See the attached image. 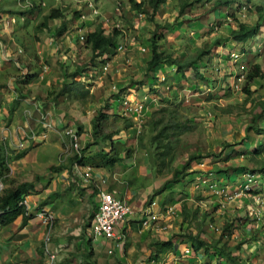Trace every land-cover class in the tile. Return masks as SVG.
<instances>
[{
  "label": "rangeland",
  "instance_id": "1",
  "mask_svg": "<svg viewBox=\"0 0 264 264\" xmlns=\"http://www.w3.org/2000/svg\"><path fill=\"white\" fill-rule=\"evenodd\" d=\"M99 1V14L90 24L91 16L84 21L80 19L82 12L80 2L46 0V6L36 13H27L24 22L18 19L17 24L13 25L15 28L11 37L18 43V47L27 53L34 52L38 33L45 29L42 23L49 10L56 7L63 10L64 17L60 18L59 23L61 25L64 23L65 27L64 30L55 32V39L58 43L61 42L60 37L64 34L65 39L68 36L69 39L72 38L73 45H78L75 56L68 58L62 64L64 73L68 75L81 69L83 75L77 77L76 81H80L84 87L79 89V94L81 95L85 89L89 91L78 99L73 93L65 96L66 100L72 101V104L73 100L77 99L75 101L81 105L84 116L82 123L76 122L69 124L68 127L78 130L81 126L80 136L84 130L92 136V117L99 111L107 115L102 122V135L114 133L112 140L115 141L116 149L128 154L123 162L114 166L117 167L118 178L126 182L128 188L140 190V192L142 190L145 198L143 204L147 205V200L152 197L151 202L154 200L162 206L172 207L169 215L163 211L156 220V223L164 229L162 231L164 233L161 234L164 240L157 238L155 240L157 243L166 241L174 234L189 231L196 233V226L202 230L201 238L212 243L219 238L223 226L226 223H232L234 235L228 239V243L232 247L240 245V250L235 251V255L252 264H264L262 239L264 184L260 177L255 175L250 182L247 181L245 185L249 188V192L246 196L239 195L236 199L233 196L239 187L242 188L240 184H237L242 178L231 177L225 189L228 193L227 201L223 199V195L214 197L211 191L203 190V188L196 190V184L187 182L192 178L191 174L199 173L198 169L204 168L206 172L215 171L216 168L224 169L236 163L248 169H256L263 163L264 135L260 136L256 131L250 130L246 136V127L252 124L251 118L257 110L254 109V104L264 99V81L258 79L252 81L250 84L252 93L249 96L242 92V86L248 67L252 63H258L264 72V27L259 36L244 45L230 40L217 44L214 49L212 47L210 52L202 57L201 64L196 69V73L200 74L198 76L191 68H185L186 78H181L178 73H173L174 66L166 67V69L159 67L149 73L146 63L150 58L149 37L153 32L158 35L159 49L185 62L194 56L204 43L210 45L218 37H227L236 25L235 19L228 17L224 10L222 12L215 8L216 0H200L199 2L191 0L193 3L183 12H180L182 5L180 0H166L160 10L153 15L152 20L141 12L135 13L130 7L129 0ZM251 2L254 5L264 4V0H251ZM245 11L236 13L237 19L249 24L255 23L258 15L254 11ZM0 12L16 16L23 14L18 0H0ZM97 24H102L106 35L112 33L113 29L119 31L117 48L108 52L107 58L92 59L91 49L79 40V27L82 26L84 32L94 29ZM166 25L169 26L166 28ZM173 25L179 29L176 30ZM120 45H123L121 50L118 49ZM241 48L245 50L242 53V61L246 64V69L234 63L229 55V51L240 52ZM105 66H107L106 70ZM201 75L208 80L202 79ZM149 76L154 77V80L152 78L149 80L147 78ZM2 79L0 74V87ZM120 89L123 91L120 92ZM58 92L52 93L53 97ZM145 94L151 102L139 118H132L135 123L130 125L129 120L124 116L130 117L131 114L123 116L120 99L127 95V101L137 106L142 102ZM66 100L63 97V101ZM156 121H160L158 128L170 122L176 126L166 132L170 134L168 138L158 140L171 145L172 156L166 159L167 164L170 162L167 167L164 165L159 168L157 165L159 158L155 156L156 161L152 156L153 153L148 152L154 147L158 149L157 146H152L155 143L153 132L148 133L150 123ZM259 126L264 128V122H261ZM98 138L92 137L96 144L102 143ZM150 139L152 142L149 141ZM256 148L262 149L260 155L255 156L254 160L249 159L253 149ZM232 151L238 153L242 151L244 156L225 159ZM195 153L202 155L208 153L209 157L203 158L202 163L194 161L191 163L188 170L190 177H186L181 186L177 183L158 191L164 182L172 177L174 169L181 171V165L185 164L189 155ZM153 162L154 168H151ZM167 169L172 172L169 173ZM204 181L206 180L199 185H202ZM230 194L231 197H229ZM130 203L135 206L133 199ZM184 204H186V222L179 216L180 208ZM204 213L208 216L202 221ZM256 240L261 241V247L255 248ZM212 249L207 253H214ZM207 253L201 250L193 258L187 257L183 260L189 259V264L225 263V259L217 256L216 253L211 258ZM154 254L151 253V256L153 257ZM110 257L114 259L119 255L115 252ZM172 258L173 255H170L163 261L169 262ZM103 261L104 259H101L93 263L106 264Z\"/></svg>",
  "mask_w": 264,
  "mask_h": 264
},
{
  "label": "crops",
  "instance_id": "2",
  "mask_svg": "<svg viewBox=\"0 0 264 264\" xmlns=\"http://www.w3.org/2000/svg\"><path fill=\"white\" fill-rule=\"evenodd\" d=\"M59 22V18L47 20L31 53L24 49L23 53H16L18 43L11 37L15 26L9 33L0 32V142L11 154H22L10 161L3 187L33 183L22 198L26 199L28 218L19 215L11 223L0 225V264H94L101 259L106 264H170L163 261L173 255L170 252L151 256L159 248L155 240H164V229L157 221L142 223L150 213L142 203V190L128 188L114 166L94 168L92 179L84 184L69 164L71 150L65 128L82 123L84 116L78 101L73 100L72 104L66 100L68 94L58 92L65 81L62 64L75 56L78 47L64 34L58 43L55 32L61 26ZM80 140L85 147L93 139L84 130ZM110 145L93 144L86 152L109 150ZM59 165L65 167L55 168ZM100 191H114L128 203L131 199L135 203L136 207L130 203L133 214L118 227L125 235L120 244L88 238ZM166 206L155 202L151 212L161 213ZM40 208L52 213L51 226L36 215ZM175 246L178 251L183 244L174 243ZM115 252L119 257L112 259Z\"/></svg>",
  "mask_w": 264,
  "mask_h": 264
},
{
  "label": "trees",
  "instance_id": "3",
  "mask_svg": "<svg viewBox=\"0 0 264 264\" xmlns=\"http://www.w3.org/2000/svg\"><path fill=\"white\" fill-rule=\"evenodd\" d=\"M180 1L182 2L180 12H183L187 6L193 3V1L191 0H180ZM196 1L199 2L200 0H196ZM128 2L130 4L131 9L135 11V13L141 12L142 14L147 15V17L150 20H152L153 15L156 14L158 10H160V7L162 6V4L166 2V0H143V1L141 0L139 2L137 0H129ZM236 4H238L237 7H234ZM214 5H215V8L221 10L222 12L224 10V12H226L225 14H227L228 17L231 16L233 17V19H235L236 25L234 28L230 30L229 35L227 37L216 38L215 41H212V43H210V45H206V43H204L203 47H201L194 54V56H192L188 61L181 62L176 57H172L171 54L165 53L164 50L159 49L160 45L157 39L158 35L157 33L153 32V34L149 37V40L151 43L150 44L151 51H150V58L146 63L147 64L146 68L149 73L159 67L160 68L163 67V69H166V67L174 66L173 73L175 74L178 73L181 76V78H186L185 68H191L195 72L196 76H198L200 74L196 73L197 71L196 69L198 68V65L201 64L202 57L208 54L212 47L214 49V47H216L217 44H222L225 41H230V40L234 41L236 44L244 45L262 33L263 27H264V4L254 5L253 2H251V0H243V1L216 0ZM40 9L42 8H37L36 10L39 11ZM34 10L35 9H29L27 10V12L32 14ZM245 10H247V12L254 11V13L258 15L255 23L249 24V23H246L244 21H240L237 19L236 13H241V12L244 13L246 12ZM63 17H64V13L61 8L59 7L51 8L48 12V15H46L45 21H43L42 25L46 26L47 20L49 19H57V18L60 19ZM220 20H221V17H220ZM90 24H92V21L90 22ZM168 26L169 25H166V28ZM64 27H65V24L63 23L59 31L64 30ZM174 28H176V30L179 29V28L177 29V27L175 26ZM118 35H119L118 29H113L112 33L106 35L105 30L102 27V24H97L94 29L87 31L85 34L84 44L91 49L92 59H98L99 57H102L104 54H109L108 52L113 51L115 48H117ZM244 52L245 50L241 48L239 53L242 54ZM245 69H246V64H245ZM81 75H83L81 69L75 70L74 72H71L68 75L64 73L63 76H64L65 81L61 89L59 90V93L60 94L73 93L75 97H77V99L78 97H83L85 96V94H88L89 92L88 89H85V91H83L81 95L79 94L80 93L79 89L84 87V85L80 81H76V78L80 77ZM147 78L149 80L151 78L154 80V77L152 76H149ZM201 78L208 80V78L203 75H201ZM69 79L71 80L68 81ZM164 79L165 78L163 77V80ZM257 79L264 81V72L262 71L261 66L258 63H252L248 67V70L246 72V76L243 82V86H242V92H244L246 96L251 95L252 92L250 91V84L252 81L257 80ZM138 83L143 84L142 82H138ZM122 91L123 89H120V92ZM120 104H121V101H120ZM254 109H257V110L254 113L253 117L251 118L252 124L246 127V136L250 130L256 131L257 133L260 134V136L264 135V128H261L259 126L261 122H264V99L260 100L259 102H256L254 104ZM124 117L127 118V120H129L130 125L133 124L134 121L132 120V118L134 117V115L130 117H126V116ZM106 118H107V115H105L104 113H101L100 111L97 112L92 117L91 119L92 137L98 138L99 135H101L100 138H98V139H101L99 141L104 144L107 142L110 143L111 145H110L109 150L103 148L99 151L98 150L94 151L91 154L86 152V149L88 148V146L96 144L94 140H92L91 142L87 143V146L85 147L83 146L81 159L78 160L76 156L70 155V159H69L70 166H72L74 162H77L79 164H89L93 168H110V167L115 166L117 163H121L125 160L126 158L125 156H127L128 154H126V152L124 153L123 151H119L118 149H116L115 141L112 140V136L114 133H110L107 135H102L101 133L102 132V122ZM159 122L160 121L151 122L150 126L148 127V133L153 132L154 134L153 140L155 141V143H153L152 146L158 147V149L154 147L148 152L149 154L153 153L152 156L156 161L157 159L155 158V156L159 158L157 161L158 162L157 165L159 166V168H161L164 165H166L167 167L168 164H170V162L168 164L166 163V159L169 156L171 158L172 154L170 153L171 145L169 143H163L158 140H161L162 138L163 139L168 138V135L170 134L166 132H169L171 129H173L172 127H174L175 125L170 122V123H165L158 128L157 125L160 124ZM81 128H82L81 126L78 127V130H77L78 134L81 133ZM149 141L152 142L151 139ZM241 143H243V141ZM261 150L262 149H257V148L253 149V152L251 153L249 159L254 160L255 156L260 155ZM128 151H131V149H128ZM21 155L22 154H19V155L11 154L6 149V147H4L3 143L0 142V183L2 184V187H0V225H6V224L11 223L19 215H22L23 218L25 219L28 218V214H27L25 206L20 205L19 202L22 200L25 193H27L31 188H33V183L32 182L31 183L22 182V183L17 184L15 187H11V188L3 187L4 179L9 174L10 161L12 159L20 157ZM239 155L244 156V153H242V151H240V153L236 151H232L229 156L225 157V159L235 158V157H238ZM205 157H209V154L206 153L202 155V154L195 153L193 155L192 154L189 155V157L185 161V164L181 165V171L174 169L172 173V177L170 179H167L164 182L163 186L158 191H161L162 189H165V188H169L172 185L177 184V183H179L181 186L185 178L190 177L188 176V174L190 173L188 170L191 166V163L193 161L202 163L204 161L203 158ZM64 167L65 165H59L55 168L61 170ZM151 168H154V162L152 163ZM168 172L170 173L172 172V170H169ZM191 172H194V171H191ZM197 172L199 173L191 174L192 178L187 182L188 183L192 182V184L193 183L196 184V188H195L196 190L203 188V190L207 189L211 191L214 197L215 196L220 197V195H223V196L225 195L223 199L226 201L228 200L227 199L228 193H225V191L223 190L226 189L231 179L235 176H237V178L238 177L242 178V180L239 179L240 183H237V184H240L242 187L248 181V177L246 178L244 177L246 175H249V177H251L250 178L251 180L253 179L255 175L259 176L261 181L264 184V160H263V163L256 169L255 168L248 169L244 165H241L240 163H236L235 165L227 166L224 169L216 168L215 171L206 172L203 168V170L198 169ZM203 176L204 178L202 179ZM203 180H206L203 183L204 185L203 184L199 185ZM237 190L239 191L240 187ZM246 192H249V190H247ZM151 200H152V197H149V199L147 200V205L146 204L145 205L148 206L151 203ZM43 203L44 202H42V205ZM174 214H175V210H174L173 215ZM179 214H180L179 216L182 217L183 221L186 222L185 221L186 204L181 206ZM207 216L208 214L204 213L202 221H204V219H206ZM232 226H233L232 223H226L220 232L219 238L213 241L212 243H208L207 241L201 238L200 235L202 233V230L198 226L195 227L196 233L189 231L188 233L174 234L166 241H163L160 244L157 243L159 245V248L158 250H156L155 252L156 254H154V257L157 256V253L159 252L165 254V253L174 251L176 249V246L174 247V243L175 244L180 243V244H189L192 249V253L196 255L200 253L201 250H204V253H207L210 249L213 248L212 250L214 251V253L212 254L207 253L209 254L208 257L211 258L216 253L217 256L219 257L221 256L225 259L226 264H252L250 263V261L246 259L242 260L240 259V257L235 255V251L238 252L240 250L239 244L233 247L229 245L228 239L234 235L233 234L234 229ZM262 239L264 241V234L262 235ZM260 242H261L260 240L255 241L256 243L255 248L257 246L261 247ZM256 251H259V250H256Z\"/></svg>",
  "mask_w": 264,
  "mask_h": 264
},
{
  "label": "built area",
  "instance_id": "4",
  "mask_svg": "<svg viewBox=\"0 0 264 264\" xmlns=\"http://www.w3.org/2000/svg\"><path fill=\"white\" fill-rule=\"evenodd\" d=\"M77 2H80L82 5L80 6V10H82L80 19L82 21L88 19V16H91V21L94 20V17L99 14V0H74ZM118 3V2H117ZM46 0H18V5L22 8L23 14L20 16L16 15H10L8 13H2L0 12V32L2 33H9L11 32V28L13 25H15L18 22V19L21 21H24L26 14L28 13L27 10L29 9H35L34 11H37V8H43L46 6ZM83 27H79L78 33H79V40L84 42L85 40V34L88 30L83 32ZM123 48V45H120L118 47L119 50ZM145 50V49H142ZM17 54L23 53V49L21 47H18L16 49ZM229 55L231 60L234 63H238L239 66L242 69H245V64L242 61V54L237 51H229ZM104 69H107V66L104 67ZM240 79V78H239ZM238 88V86L236 85ZM148 95H144L142 98V102L139 103L137 106L133 105V102L127 101V95L123 97L121 102V109L123 114L130 113L134 115L135 117H140L142 115L143 110L147 108L148 103L151 102V99H147ZM125 99V100H124ZM124 100V101H123ZM145 103H147L145 105ZM135 107V108H134ZM139 108V109H138ZM65 134L67 135L69 142H70V150L71 155H74L77 157V159H81L82 157V144L80 140V135L77 132V129H74L72 127H66L65 128ZM20 148L23 147V144L20 143L18 145ZM73 167L75 168L76 172L78 173L81 181L84 184H87L92 179V172L93 167L89 164H79L77 162H74ZM248 177V181H251V177L249 175H246ZM2 184L0 183V186ZM227 188V187H226ZM225 189V188H224ZM249 190V188L246 185H243L242 188L238 192H235L234 199L238 197L239 195L246 196ZM217 191V190H216ZM225 191V190H223ZM226 193V192H225ZM225 196V195H224ZM99 204L97 206V209L93 215L92 224L90 227V230L88 232V238L91 239L93 242H97L100 238L109 240V241H115L117 244H120L124 240V233L120 232L118 227L120 223L129 215L133 214V208L132 206L123 198H120L116 195L114 191H100L99 193ZM231 197V194L229 195ZM228 199V195H227ZM20 205H26V199H22L19 202ZM155 205V202L152 201L146 208V211L149 213V219L146 218V216L142 219V223L144 225H148L150 221H156L158 219V216H160V213H153L151 210H153V207ZM145 208L143 210L145 211ZM151 209V210H150ZM164 213H168V215L172 211V207L166 206L164 207ZM150 210V211H149ZM174 212V211H173ZM36 215L38 218L45 224L50 225L53 221V215L52 213L47 210L46 208H40ZM147 215V214H145ZM175 253L173 254V258L170 261V264H180L183 262L186 263V260H183L185 258H189L192 254V249L189 245H183L181 246L178 251L176 249L174 250ZM109 252H111L109 250ZM178 253V255L176 254ZM187 264V263H186Z\"/></svg>",
  "mask_w": 264,
  "mask_h": 264
},
{
  "label": "clouds",
  "instance_id": "5",
  "mask_svg": "<svg viewBox=\"0 0 264 264\" xmlns=\"http://www.w3.org/2000/svg\"><path fill=\"white\" fill-rule=\"evenodd\" d=\"M109 56V54H104L101 58H107ZM183 245H189V244H183ZM190 246V245H189ZM170 253H175V251H171ZM196 254L192 253L191 256L189 258H193ZM170 262V261H169ZM186 263L189 264L190 261H188V259L186 260ZM185 263V264H186ZM184 264V263H183Z\"/></svg>",
  "mask_w": 264,
  "mask_h": 264
}]
</instances>
